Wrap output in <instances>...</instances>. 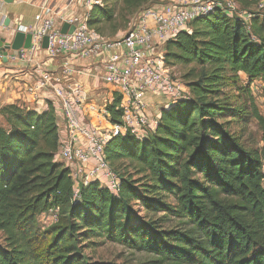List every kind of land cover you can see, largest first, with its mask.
I'll list each match as a JSON object with an SVG mask.
<instances>
[{"label":"trees","instance_id":"16d2710c","mask_svg":"<svg viewBox=\"0 0 264 264\" xmlns=\"http://www.w3.org/2000/svg\"><path fill=\"white\" fill-rule=\"evenodd\" d=\"M147 1L103 0L87 26L114 38ZM164 61L185 68L188 95L161 110L145 139L126 131L105 143L118 195L89 182L74 204L69 170L54 161L51 104L40 113L0 106V264H126L88 256L84 249L99 238L153 256L149 264H264L263 159L214 119L227 74L264 82V24L252 18L249 33L216 10L168 41ZM119 104L116 94L106 106L111 123H121ZM253 117L264 133V117ZM132 201L142 216L127 218ZM50 207H58L57 220L42 228L38 217ZM169 218L178 225L165 226Z\"/></svg>","mask_w":264,"mask_h":264},{"label":"built area","instance_id":"2783aa9c","mask_svg":"<svg viewBox=\"0 0 264 264\" xmlns=\"http://www.w3.org/2000/svg\"><path fill=\"white\" fill-rule=\"evenodd\" d=\"M250 1L253 9H241L234 0H157L137 14L131 29L114 38H105L87 26L89 10L102 7L103 0H80L81 10L61 17L59 22L44 16L40 9L28 24H19L17 29L31 34V43L27 49L8 51L7 63L35 62L28 90L34 98L43 92L52 95L51 107L55 116H60L56 120L59 139L54 161H61L69 170L74 204L81 187L89 182H98L118 195L119 177L107 163L104 146L126 131L143 140L155 129L159 117L149 113L147 97L164 98L165 108L187 97L184 83L172 77L165 64V44L189 30L191 21L216 10L238 19L250 33L252 18L258 17L264 24V0ZM7 17L8 12L0 9V28H5ZM63 23L73 25V31L60 33ZM44 37L46 48L42 47ZM251 39L257 41L254 36ZM52 63L54 68H50ZM81 78L112 87L120 96L121 123H108L106 107L96 106V119L90 120L89 96ZM101 119L109 125L104 126ZM58 212V207H50L38 217V223H55Z\"/></svg>","mask_w":264,"mask_h":264},{"label":"rangeland","instance_id":"374dc122","mask_svg":"<svg viewBox=\"0 0 264 264\" xmlns=\"http://www.w3.org/2000/svg\"><path fill=\"white\" fill-rule=\"evenodd\" d=\"M157 3V0H148L144 6H150ZM250 9H253L251 6ZM62 16L57 18L59 22ZM64 17V16H63ZM137 23V15L135 14L130 18L124 30H119L113 37H121L125 32L131 29ZM185 68L183 67H169L172 77L183 82L182 76ZM229 79L225 80L216 100L221 106V111L215 116L218 122L233 135L239 137L243 146L252 151L257 152L263 159L264 163V133L262 132L257 120L253 117L254 110H257L264 117V82L259 79L252 81L244 73H237L236 75L227 74ZM184 83V82H183ZM185 85V84H184ZM112 89V87H111ZM113 99L116 97V92L112 91ZM155 103L162 97L152 96ZM108 100L96 102L98 108L106 107L111 104ZM150 106V105H149ZM157 109V108H156ZM104 126H108L111 121L101 119ZM135 176L134 178H138ZM127 209V218H134L142 216L143 212L138 203L132 201ZM179 220L176 218H169L165 226L178 225ZM39 226L46 228L50 225L39 222ZM93 244L86 247L84 252L93 257L95 260H107L116 263L126 264H149L153 256L141 251L129 249L117 243L103 240L102 238L94 239ZM87 244V242L85 243ZM0 245H3V237L0 233Z\"/></svg>","mask_w":264,"mask_h":264},{"label":"crops","instance_id":"0c3cea01","mask_svg":"<svg viewBox=\"0 0 264 264\" xmlns=\"http://www.w3.org/2000/svg\"><path fill=\"white\" fill-rule=\"evenodd\" d=\"M80 0H13L6 4L0 0V9L8 12L9 28H0V35L5 36L7 40L13 37L19 24H28L31 16L38 10H43L44 16H49L57 20L60 16H68L71 12L80 11ZM39 59V58H37ZM55 63L50 64L54 68ZM35 62H13L4 63L0 57V106L7 104L24 105L40 113L49 106L52 95L50 92H43L37 98L28 90L33 79L35 71ZM83 85L88 92L89 103L87 112L90 120L95 121L96 114L93 106L99 100H113L112 89L104 84L81 78ZM186 91H188L185 86ZM149 113L152 116L160 117L161 110L166 107V100L160 99L155 103L152 96L147 97ZM96 108H98L96 106ZM157 108V109H156ZM60 119L59 113L56 114V120ZM97 119L100 117L97 115ZM3 120L0 116V124ZM56 162L62 163L57 160Z\"/></svg>","mask_w":264,"mask_h":264},{"label":"water","instance_id":"95a60500","mask_svg":"<svg viewBox=\"0 0 264 264\" xmlns=\"http://www.w3.org/2000/svg\"><path fill=\"white\" fill-rule=\"evenodd\" d=\"M6 4H10L13 0H2ZM10 19L7 17L4 20V27L9 28ZM74 29L73 25H69L68 23H63L60 28V33H71ZM31 43V34L24 33L23 31L17 29L13 37L10 40H7L5 36L0 35V57L1 60L6 63L7 62V52L10 50H19L21 48L27 49ZM42 47H47V38L44 37L42 41Z\"/></svg>","mask_w":264,"mask_h":264}]
</instances>
